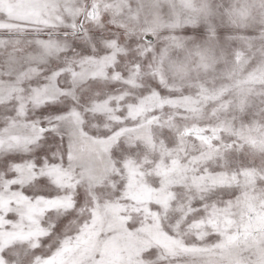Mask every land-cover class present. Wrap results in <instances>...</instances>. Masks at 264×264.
<instances>
[{
	"label": "snow or ice",
	"instance_id": "obj_1",
	"mask_svg": "<svg viewBox=\"0 0 264 264\" xmlns=\"http://www.w3.org/2000/svg\"><path fill=\"white\" fill-rule=\"evenodd\" d=\"M0 264H264V0H0Z\"/></svg>",
	"mask_w": 264,
	"mask_h": 264
}]
</instances>
